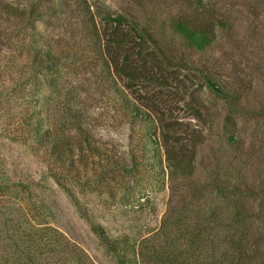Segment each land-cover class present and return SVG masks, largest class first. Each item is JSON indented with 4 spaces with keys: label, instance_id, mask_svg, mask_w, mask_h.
I'll return each mask as SVG.
<instances>
[{
    "label": "rangeland",
    "instance_id": "rangeland-1",
    "mask_svg": "<svg viewBox=\"0 0 264 264\" xmlns=\"http://www.w3.org/2000/svg\"><path fill=\"white\" fill-rule=\"evenodd\" d=\"M42 1L0 0V258L16 259L31 227L63 233L66 252L84 264L216 263L232 251L230 234L245 247L244 264H264V0L78 1L93 28L69 0H45L50 10ZM177 20L214 45L188 48L173 33ZM112 38L126 44L108 52ZM207 78L245 97L239 109ZM65 101L84 112L94 150L60 126ZM24 103L41 105L39 124H27ZM59 126L76 161L67 171L43 148ZM46 254L44 263L62 258Z\"/></svg>",
    "mask_w": 264,
    "mask_h": 264
},
{
    "label": "trees",
    "instance_id": "trees-1",
    "mask_svg": "<svg viewBox=\"0 0 264 264\" xmlns=\"http://www.w3.org/2000/svg\"><path fill=\"white\" fill-rule=\"evenodd\" d=\"M66 1L68 0H65V2ZM78 1L80 0H77V1L69 0L71 4L69 5H67L66 3L65 4L68 8L71 7L70 9L74 10L73 12L70 11L71 13H77V15L81 19L84 18L85 14H89L92 20L91 21L92 28L93 26L95 27L96 25L94 23V19H93V15H92L90 7L88 8L86 5H82V3L80 4L78 3ZM42 2H44L42 3L43 8H46L47 10H50L49 8H52L51 7L53 5L52 3L46 2L45 0H43ZM62 4L64 3L61 2L59 5L61 6ZM108 17L109 19L112 18L110 16ZM111 20L116 22L118 25L121 23H125L127 21L126 18L122 16H117L116 18L111 19ZM218 25L221 27V30L226 31L225 33H228L227 29H229V25L227 23L219 21ZM91 30H92L91 37L94 40H96L99 36L98 32L96 30L93 31V29ZM172 30L176 36L184 40L185 45L190 49H196L198 51H203L213 46L216 41V37H213L212 34L208 33L207 31H202L199 29L192 28L190 25L186 24L182 20L174 21V23L172 24ZM125 44H126L125 42H122V41L119 42V39H113V38L109 39L108 45H107L108 52H109V48L121 47ZM50 52L51 51H48L46 53L47 54L46 58H47L48 63L51 62ZM105 56L106 57L110 56V53L109 55L105 54ZM100 63H102L101 65H103V63H106V61L102 60ZM111 66L113 67L114 71L118 75L120 72L128 74L127 71L123 69L124 67L123 66L120 67L119 63L115 60H112ZM101 67H102V80L105 82L106 78L108 77L107 74L109 73V71L107 72L104 70L103 66ZM206 80H207V87L210 88L212 91H214L215 95L221 100H223L230 108H233L235 110L239 109V107L242 105V102L246 99L245 97L240 96L238 93L232 92L227 87L221 84H218L215 80L211 78H207ZM102 91L105 92V89H103ZM113 92L117 96V93H119V90L113 88ZM120 99L123 102L122 104H124L123 108L125 109L126 112H128L129 118L128 117L127 118L129 120H137L139 108L135 104L131 103L127 99L126 95L124 97H121ZM26 102H27V99L25 100V103ZM64 105H65V109L68 111L69 117L64 121V123L60 124V126L66 127L67 125L69 126L70 129L72 130L75 129V132L78 135H81V137L84 139V142L86 141V148L88 150L89 149L94 150L93 144L91 142L92 141L91 133L85 127L84 115H81V113L84 114V112L74 111L73 108L71 107V101L70 102L65 101ZM25 107L27 111L25 114L27 124H31V123L33 124V122L34 124L32 126H34L36 123L39 124L42 119V112H43L41 105H39L38 108H33V107L31 108V105L25 104ZM60 126L57 129L58 130L57 135L53 134V135L43 137L44 138L43 148L50 154V156L53 157V159H55V161L61 162L62 160L64 163H66L63 166L65 167L64 169L67 171L70 167L73 166V163H75L76 161L75 159L73 161V158L75 157L73 156L74 153H72L73 150L71 149L70 144L68 142H63L64 139L60 137L59 131L60 129H62ZM144 140H149L150 145L154 144V145H157V147L159 146V143H157L158 140L153 133H149L147 137H144ZM235 140H236V137L233 136V140L231 141L234 142ZM58 148L62 149V152H59ZM79 150L82 151L83 150L82 147H80ZM79 150H77V152H79ZM63 152L66 153L65 157L64 155H62ZM157 156L158 155H156L155 153L154 155H152V157H157ZM79 162L81 164L83 163L81 156L79 157ZM169 162L172 164V167L178 173L182 174L185 171V169L177 161L175 160L172 161L169 159ZM218 190L219 192H221L220 187H218ZM239 207L240 206H237L234 209L235 211L233 212L234 216L236 217H239L240 215H242V212L238 211L240 209ZM28 228H29V233L27 235V239L24 243L23 242L21 243V245H23V249H21L20 244L18 243L15 244L16 251L14 253V257L16 259L13 258L12 259L13 261L9 263V261H5L0 258L1 259L0 264H49V263L42 262L40 258H46L47 256L46 253H50V252L54 254L57 253L58 256L59 255L62 256V258L59 256V259L56 261V264H84V263H78L80 260L79 257L75 259L76 257H72L70 255V252H66V248H65L66 245L62 243L63 236H64L63 233L57 230H54V229H45V228L39 229V228H31V227H28ZM100 232H102L101 229L99 233ZM44 233H48L50 236H52V238L55 239V241L45 240V237L43 236ZM197 237L198 236H196V238ZM228 237L229 238H227V240L230 242V248L232 251L226 252L224 255L218 258V262L211 263V264H244L243 258L246 254L245 247L241 243L238 242L240 240L235 239L234 235L230 234L228 235ZM213 244L215 245V243ZM41 246H43V248ZM216 246L218 245L216 244ZM36 257H38V259ZM21 258H24V261L22 260L19 261ZM158 262H159L158 264H184L183 262L179 263L177 262V260L170 258L168 256L159 257Z\"/></svg>",
    "mask_w": 264,
    "mask_h": 264
}]
</instances>
